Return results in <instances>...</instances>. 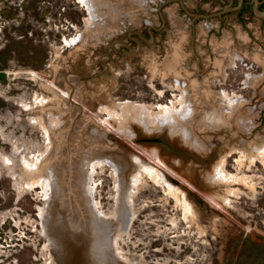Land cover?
<instances>
[{
    "label": "rangeland",
    "instance_id": "1",
    "mask_svg": "<svg viewBox=\"0 0 264 264\" xmlns=\"http://www.w3.org/2000/svg\"><path fill=\"white\" fill-rule=\"evenodd\" d=\"M243 2L94 0V22L78 0H0V264H264V5ZM185 95L207 101L188 136L154 120ZM68 150L60 229L48 167L64 183Z\"/></svg>",
    "mask_w": 264,
    "mask_h": 264
},
{
    "label": "bare ground",
    "instance_id": "2",
    "mask_svg": "<svg viewBox=\"0 0 264 264\" xmlns=\"http://www.w3.org/2000/svg\"><path fill=\"white\" fill-rule=\"evenodd\" d=\"M78 2L80 4H82V6L84 8H86V10L89 12L90 14V21H94V22H98V20L101 19V15L99 13V10L97 8V6L95 5L94 3V0H78ZM81 40V39H80ZM72 43L76 42L71 40ZM71 42H69V45L71 46ZM77 43V42H76ZM79 43V42H78ZM198 91V90H197ZM201 94V97L203 99L202 96H204V99H207L205 94L203 93V91L200 93ZM198 94V95H199ZM226 94L223 93L222 96ZM199 98V99H200ZM229 98V97H228ZM233 98V97H231ZM227 99V101L231 104V106H233L234 104L237 103V101H240L242 100V98H237L236 100H232V99ZM236 98V97H235ZM225 99V98H224ZM205 102L207 101H204V100H198L197 103H193V101L187 97L186 99V95H185V101L183 100V103H179L181 104L180 105V109L178 110H175L174 109L177 107L176 103H174V105L170 108V107H160L161 111H162V115L161 117H158V118H155V122L159 125V126H169L171 128V131L173 132H178V133H181L182 136H188V127L187 126H184V123H187L189 122V120L193 117V115L196 113L197 109L200 108L202 106V103L205 104ZM73 109V108H72ZM209 109V108H208ZM143 110V109H142ZM142 112V111H141ZM138 119V118H137ZM139 122L140 119H138ZM144 122H145V119H144ZM152 122V121H151ZM154 122V121H153ZM147 123V122H146ZM125 124V123H124ZM147 126V125H145ZM149 127V126H148ZM121 128V127H120ZM122 129V128H121ZM154 130V129H153ZM122 131H124L122 129ZM127 132V133H126ZM126 134L129 136V137H132L133 133L129 130V129H126ZM120 133V132H119ZM121 134V133H120ZM140 140V139H139ZM75 144V143H74ZM61 145V144H60ZM65 145V144H64ZM73 145V143H72ZM69 151V150H68ZM71 151V150H70ZM68 152L69 154H67V157H65V160L67 161V164L66 166L63 168V170L65 171L64 173V183H62L61 181V165L59 166V162L61 157L59 158V161L56 162L57 166L56 165H49L48 169H49V172H48V179H49V186L52 188L54 187L56 190H55V193H54V197L52 200V208H51V213H53L55 215V218L57 219V226L58 228L61 229L62 226H65L64 222L65 220H67L66 216L68 215V211L69 209L71 208L72 204V199H78V196H77V193H81L80 189L77 187L78 186V181L75 180V177L77 176V165H75V163L72 162V156H75V155H72L71 152ZM260 156H264V149H262L260 152ZM70 155H72L70 157ZM89 155V154H88ZM89 157V156H88ZM157 157V156H156ZM244 157V156H243ZM241 158L240 157V161H245L244 158ZM152 158V157H151ZM158 158V157H157ZM70 159V161H69ZM156 159V158H154ZM54 161V160H53ZM137 162H140V161H137ZM99 165L102 164V160L98 161ZM103 163H106L107 165H109L110 167H112L113 169H115L116 171H119V167L115 164L114 160L113 159H106L103 160ZM241 163V162H240ZM139 164V163H138ZM243 164V163H242ZM96 165V164H95ZM95 165H93V168L92 170L95 168ZM140 165V164H139ZM225 159L223 161H221L217 167H216V170H215V175L214 177L221 181L223 184H227L229 183L228 181V178L226 177V175L224 174V166H225ZM98 167V166H97ZM142 167V166H141ZM155 167V166H154ZM154 167H148V166H145L144 169L150 173L152 176L156 175V176H159L160 178V183L163 182L165 184V188H166V192L167 193H172V194H178V191H176L175 189V185H173L171 182H169L167 180V176L164 175L162 172H160L157 167L154 168ZM143 168V167H142ZM41 170V169H40ZM238 178V177H237ZM231 182H236V180H233ZM239 182V181H238ZM237 182V183H238ZM241 183V181H240ZM61 187V190H64V191H60L59 187ZM122 191V190H121ZM231 192H236L237 190H230ZM72 192V193H71ZM92 193H93V188L92 187H87L86 189V194L84 192V195H86V197H91L92 196ZM67 194H70L71 196L67 197L64 199L63 196H67ZM50 195V194H49ZM52 195V194H51ZM50 195V196H51ZM79 195V194H78ZM81 195V194H80ZM82 197L83 194L81 195ZM183 196V195H182ZM93 197V196H92ZM91 199V198H90ZM75 201V200H74ZM71 203V204H70ZM76 203V202H75ZM183 204H184V207L186 208V210H190L191 209V206L189 205L186 197H183ZM90 205H91V208H92V201L90 200ZM74 206V205H73ZM80 208V207H79ZM93 209V208H92ZM73 212V211H72ZM189 212V211H188ZM71 214V213H70ZM95 214V212H94ZM96 215V214H95ZM71 216H74V213H72ZM46 217V220L48 222V215L45 216ZM83 217V216H82ZM97 217V216H96ZM64 218H66L64 220ZM53 218H49V220H51ZM84 219V218H83ZM64 220V221H63ZM58 234V233H57ZM64 236V235H63ZM58 237V236H57ZM64 238V237H63ZM58 241H59V237H58ZM62 241V240H61ZM63 243V242H62ZM65 245V244H64ZM100 252V250H99ZM73 257V256H72ZM71 260V259H70ZM69 261V260H68ZM74 262V261H73ZM73 264H77V262H74Z\"/></svg>",
    "mask_w": 264,
    "mask_h": 264
},
{
    "label": "flooded vegetation",
    "instance_id": "3",
    "mask_svg": "<svg viewBox=\"0 0 264 264\" xmlns=\"http://www.w3.org/2000/svg\"><path fill=\"white\" fill-rule=\"evenodd\" d=\"M261 1H262V0H261ZM263 5H264V4H263ZM248 6H249V5H248L247 0H244V2H243V6H242V8L240 9L239 14H240V15L245 14V13L241 14V12H242L244 9H249ZM247 11H248V10H247Z\"/></svg>",
    "mask_w": 264,
    "mask_h": 264
},
{
    "label": "crops",
    "instance_id": "4",
    "mask_svg": "<svg viewBox=\"0 0 264 264\" xmlns=\"http://www.w3.org/2000/svg\"><path fill=\"white\" fill-rule=\"evenodd\" d=\"M256 1V0H255ZM255 4L256 5H258V8H259V6H260V4L262 5V4H264V0H258V2H255ZM264 17V16H263ZM261 22V21H260ZM262 24V23H261Z\"/></svg>",
    "mask_w": 264,
    "mask_h": 264
},
{
    "label": "trees",
    "instance_id": "5",
    "mask_svg": "<svg viewBox=\"0 0 264 264\" xmlns=\"http://www.w3.org/2000/svg\"><path fill=\"white\" fill-rule=\"evenodd\" d=\"M248 9H244L241 14L246 13Z\"/></svg>",
    "mask_w": 264,
    "mask_h": 264
},
{
    "label": "built area",
    "instance_id": "6",
    "mask_svg": "<svg viewBox=\"0 0 264 264\" xmlns=\"http://www.w3.org/2000/svg\"><path fill=\"white\" fill-rule=\"evenodd\" d=\"M64 41H65V38H64ZM65 43H66V41H65Z\"/></svg>",
    "mask_w": 264,
    "mask_h": 264
},
{
    "label": "water",
    "instance_id": "7",
    "mask_svg": "<svg viewBox=\"0 0 264 264\" xmlns=\"http://www.w3.org/2000/svg\"><path fill=\"white\" fill-rule=\"evenodd\" d=\"M256 2H258V0H256Z\"/></svg>",
    "mask_w": 264,
    "mask_h": 264
}]
</instances>
